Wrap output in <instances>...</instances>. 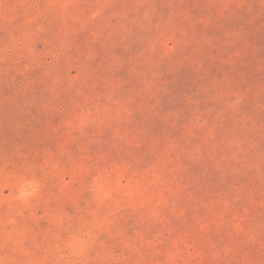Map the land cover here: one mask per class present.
<instances>
[{"label":"rangeland","instance_id":"374dc122","mask_svg":"<svg viewBox=\"0 0 264 264\" xmlns=\"http://www.w3.org/2000/svg\"><path fill=\"white\" fill-rule=\"evenodd\" d=\"M168 1L0 0V264H228L230 254L229 264H264V203L251 199L263 210L250 218L248 210L233 209L234 222L223 226L242 237L226 254L216 252L222 230L204 225L193 208L198 199L210 200L203 212L219 223L230 211L211 215L210 208L224 192L235 195L231 189L242 181L263 183L250 191L264 197V93L247 86L260 80L261 66L251 63V53L230 52L252 38L230 33L219 51L193 47L197 37L182 32L179 22L172 31L161 14ZM252 1L240 13L251 32L264 19V0ZM175 3L197 30L202 19L218 22L211 9L223 5ZM214 32L224 38L221 29ZM177 46L178 71L168 64L156 70L162 50ZM90 50L101 62L123 55L124 67L142 79L145 103L121 92L113 103L92 95L80 70ZM183 56L194 57L193 64H182ZM202 61L216 81L212 74L193 75ZM243 70L256 78L237 85L228 78ZM166 71L184 79L177 99L152 90L170 85L163 82ZM103 72L111 67L98 75L108 84ZM152 75L161 78L153 84ZM117 88L110 86L111 97ZM156 98L165 113L174 107L173 125L153 129L150 116L126 119ZM166 125L180 136L189 131L192 143L177 137L175 145L162 139L152 145L153 135H167Z\"/></svg>","mask_w":264,"mask_h":264},{"label":"trees","instance_id":"16d2710c","mask_svg":"<svg viewBox=\"0 0 264 264\" xmlns=\"http://www.w3.org/2000/svg\"><path fill=\"white\" fill-rule=\"evenodd\" d=\"M116 1V0H115ZM153 1H160V0H153ZM163 1V0H162ZM176 0H169L168 3H171L170 5V9L167 11H163L161 14L166 16V18L171 19V23H172V27L171 30L175 31V29L178 28V22L180 26H183V31L182 32H186L187 35H192V36H196L197 40L195 43H192V46H196L197 48H206V49H212V50H216L219 51L220 48H222V46L227 42V36L230 33H239L242 34L244 37H251V42L250 39L248 42L243 41L244 45H239L240 43L236 44V45H231L232 50L230 51L233 54H240L241 51H246L248 53H251V57H250V61H252L254 59L253 62H251L253 65L257 64L260 62V66H261V70L258 71V77L260 80H256L253 83H247V86H249V88H255V90L253 91V93H255L256 91L258 92H263L264 93V70H262V68L264 67V19H262V23L258 26L259 31H253L251 32L250 30H246L244 29L246 22L243 21V17L240 16V13H244L243 12V8L245 7V9L250 8V5L252 4V0H222L223 5H219L217 8H213L211 9V12L213 13V15L215 16V19L218 20V22L214 23H206L205 19H202V24L203 26H201V28L203 30H197L198 29V25H194L192 26V23L190 19L192 18H188L187 16H185L184 12L182 15L181 10H179V6L177 5V3H175ZM209 1V0H207ZM243 2H245L244 6H243ZM174 4V5H173ZM157 5H155V7L153 8L156 9ZM153 10H150L153 11ZM180 11V13L176 16L178 18H174L176 15V12ZM109 14V13H107ZM161 22L158 23L156 25V28L160 27ZM187 29H190V31H188ZM216 29H221L222 31H224L225 35L224 38L222 40H220V37L218 36V34L216 32H214V30ZM233 29H236V32L233 31ZM242 29H244L242 31ZM192 33V34H191ZM238 34V35H239ZM94 37V36H93ZM115 45V41L111 40L110 46ZM174 43H172L173 45ZM181 47L177 46V49L174 52H166V50H162V59L159 58V64L154 67L156 68V70H158L161 66L163 65H173V66H177V64L175 63V58L179 53H182L180 50ZM91 55L85 57L86 62L82 63L81 65V72L85 75L84 82L83 85H88L90 90H92V95H104L106 99H111L108 101V103H113V101L119 99L120 94L122 93L123 95H125L126 97L128 96H136V97H140L141 100L138 101L137 105H143L145 103V101H142L145 99V96L142 94L144 93L141 88V82L142 79L139 78V75L137 73H131L129 70L133 69L134 67H130V68H126L124 67L123 63H122V56L120 53H115L112 59L108 58V55L103 59V62H101L98 58L99 54L97 53L96 50H90ZM213 54H216V52H214ZM206 58H201V59H208L210 57H208L207 55H205ZM216 56V55H214ZM213 57V56H212ZM194 57H192L191 59H189L186 56H183V59H180L181 63L184 65H192V60ZM216 59V58H215ZM223 57H219V60H223ZM226 60V59H224ZM205 61H202V67H198L196 69V71L194 72L193 75H196V77L202 79L205 77H208L209 74H212L213 79L216 81L217 79V75L215 73H210L208 71V66L205 65ZM105 68H109L111 67V72L106 73L103 72L106 75L102 76V79H106L108 80V84L103 83L102 81H100V77H98L99 72L101 69ZM176 68V67H175ZM174 68V69H175ZM141 69V68H139ZM140 71H142V75L143 78L145 79L144 75V71L141 69ZM162 71V70H161ZM177 71H178V66H177ZM90 73H92L90 75ZM170 72L166 71L163 74V82L164 83H168L170 84L168 87L163 86L162 84L159 85V87L157 88L156 86V90L153 89L152 90L154 92V94H159V95H163V93H169V95H172L173 98H176V95L178 94V92H181V94L183 95V93L185 92V88L181 89V82H183L184 79H179L176 74L173 75H169ZM90 75V76H89ZM97 75V76H96ZM155 76L152 75V77L150 78L152 80V83L154 84L156 82V80H158L159 78H161V76L158 78H154ZM230 80L233 81V83L240 84V82H250L251 80H254L256 78V76H253L252 73L248 75H246V72L243 70L242 72L236 74V75H232L228 77ZM87 79V80H86ZM96 79V80H95ZM162 80V79H161ZM80 82V81H79ZM198 82H202V81H198ZM197 82V83H198ZM117 84L118 88L115 92V95L111 97V91L109 92L110 86ZM79 87L82 86V82H80ZM202 86V85H201ZM198 87L197 88V92H200L204 87ZM237 88V87H236ZM227 90H230L229 88H227ZM121 92V93H120ZM218 92V91H217ZM226 92V91H225ZM142 94V96L140 95ZM214 95L219 94V93H213ZM187 93L186 95H184L183 98H186V101L189 102V98H187ZM158 100L162 101V99L160 98H156L154 100H152V102L149 104H147L145 107H141L139 110H137V113L134 112L133 115H130L128 113L125 114V117L127 120H132V121H140L144 116H150L152 118V122L148 123V126H152L153 129L158 127H163L164 126V122L166 123H170V124H174L176 121V118L174 117V107H171L168 111H171V113H165L166 107L164 105V101H162L163 103L160 102L159 105H157ZM135 102V101H134ZM156 103V105H155ZM139 123V122H138ZM194 120L191 121V124H194ZM137 124V123H136ZM172 125H170L169 127H167L168 125H166L165 127H167L165 129V133H167V135H153L151 137L152 140V145H157L158 142L160 143L161 139L162 141L165 142V144L170 145L171 143H173L172 145H175L174 143L177 142V140H179L177 137H181L183 141H179L181 143L184 142L185 143H192V141H190V137L191 135H189V131L186 130H181L182 131V135H178L176 132V128L172 127ZM164 127V128H165ZM158 132V131H156ZM164 133V134H165ZM182 136H187L188 138L184 139ZM161 141V142H162ZM163 143V142H162ZM194 147V146H193ZM144 151V147L142 148ZM162 153V152H161ZM142 154H145V152H142ZM178 155V154H177ZM239 174L241 173L240 171L238 172ZM246 174V173H244ZM247 176V175H246ZM263 183L260 184H255V183H251V182H247V181H242V185L240 184H235L234 185V189L233 188V184L232 187L229 186V188L232 190V193L235 192V195H230V190L224 192V196H223V201H219V203L214 206V208H210L209 213L212 214H216V212H218L217 210L220 209H224V211L229 210L230 211V216H228L227 218H225L224 213H223V217H220V222H221V227L222 228H218L220 222L218 223H214L212 221V219L210 218V215H207V210L203 212V208L202 206L206 203H209V206L211 205V201L210 200H206V201H202V199H198L197 202L193 203V208H197L198 211L202 212L200 214V216L203 219H206L204 221V225H206L207 227L209 226L210 229H212L213 231L216 229H221L222 230V235H216V237L221 236L223 241L221 244H219V247L217 248L218 251H216L219 254H226L227 252L222 253V251L224 250V248H228V250H235L238 249L239 246H236L238 244V242L241 241V237L240 234L236 231V230H229L227 227H224L223 225L225 224L226 221L230 222H234V214L235 213H242L245 210H248L250 212L249 214V218L256 215V213H261V211L263 210L262 207H259V205L255 204V205H250L251 204V199H254L255 203H264V197H260L257 195H252V193L254 191H250L253 190L254 187L256 186H262ZM248 187V189H247ZM232 199V203H230L229 199ZM263 201V202H261ZM230 204V205H229ZM234 209V211H233ZM233 211V212H232ZM219 213V212H218ZM190 216V215H188ZM221 216V215H220ZM236 240V241H234ZM234 241V242H233ZM236 253L239 254L238 251H236ZM232 254H230V256L228 257V264L230 263L229 261L234 260L233 256H231Z\"/></svg>","mask_w":264,"mask_h":264}]
</instances>
